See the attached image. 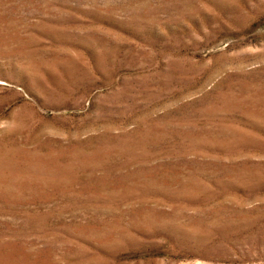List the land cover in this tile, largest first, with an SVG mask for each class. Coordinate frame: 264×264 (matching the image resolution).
<instances>
[{
    "label": "rangeland",
    "instance_id": "rangeland-1",
    "mask_svg": "<svg viewBox=\"0 0 264 264\" xmlns=\"http://www.w3.org/2000/svg\"><path fill=\"white\" fill-rule=\"evenodd\" d=\"M0 264H264V0H0Z\"/></svg>",
    "mask_w": 264,
    "mask_h": 264
}]
</instances>
